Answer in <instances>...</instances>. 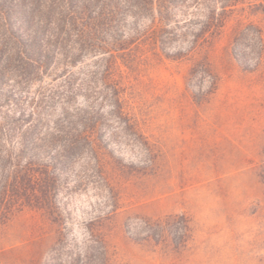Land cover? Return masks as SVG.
<instances>
[{"label":"rangeland","instance_id":"rangeland-1","mask_svg":"<svg viewBox=\"0 0 264 264\" xmlns=\"http://www.w3.org/2000/svg\"><path fill=\"white\" fill-rule=\"evenodd\" d=\"M117 19L96 47L71 54V39L0 81V143L30 127L58 142L32 203L0 177V264H264V0L165 49L158 21Z\"/></svg>","mask_w":264,"mask_h":264},{"label":"trees","instance_id":"trees-1","mask_svg":"<svg viewBox=\"0 0 264 264\" xmlns=\"http://www.w3.org/2000/svg\"><path fill=\"white\" fill-rule=\"evenodd\" d=\"M237 1L0 0V81L12 74L24 77L31 70L40 71L51 57L50 53L55 46L59 50L55 53V58L58 55L68 56L67 45L71 39V54L81 52L86 47L85 44L96 47L99 34L112 31L115 20L126 12L133 18L144 16L158 21L160 28L152 32L163 49L175 37H185L196 43L207 33L218 31L223 26L225 13ZM193 18L204 20L199 26L191 28ZM247 34L248 31H243L237 39V46L241 45L242 38ZM259 38L261 39L260 36ZM238 57L244 62L242 56ZM10 128L11 131H16V126L12 123ZM34 131V127H30L21 132L18 146H11L9 143L13 137L9 132L4 133L7 144L0 143V177L5 183L3 191L7 194L13 191L18 196L30 199L27 200L28 203H32L31 197L38 190L34 167L43 163L41 159L58 143L54 133L36 134ZM61 132L65 134L59 129V133ZM78 143L77 140L70 144H60L49 159L57 162L68 159L69 151L76 150ZM43 175L50 179V168H46ZM46 188L39 189L46 194ZM146 224L149 229L154 226L152 222ZM102 248L105 249V246L102 245ZM57 252L61 254L60 249ZM51 264L64 263L53 260Z\"/></svg>","mask_w":264,"mask_h":264}]
</instances>
